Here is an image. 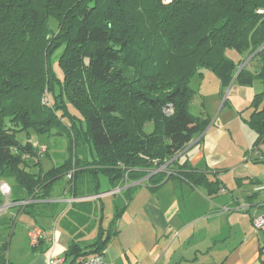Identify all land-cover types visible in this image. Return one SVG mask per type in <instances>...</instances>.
<instances>
[{"label": "trees", "instance_id": "1", "mask_svg": "<svg viewBox=\"0 0 264 264\" xmlns=\"http://www.w3.org/2000/svg\"><path fill=\"white\" fill-rule=\"evenodd\" d=\"M263 45L264 0H0V182L14 181L15 214L37 220L32 210L47 205L63 177L75 198L103 193L101 175L111 189L124 188L126 203L137 188L130 183L147 176L151 187L180 174L218 193L206 172L174 159L212 121L191 111L200 93L190 83L209 70L223 91L254 54L259 71L244 67L236 81L264 84ZM252 105L248 124L260 144L264 90ZM34 134L66 138L64 161L44 170L39 160L32 172L26 157L41 154ZM17 217L0 218V264ZM99 230L95 242L71 243L67 264L105 250L110 238Z\"/></svg>", "mask_w": 264, "mask_h": 264}, {"label": "crops", "instance_id": "2", "mask_svg": "<svg viewBox=\"0 0 264 264\" xmlns=\"http://www.w3.org/2000/svg\"><path fill=\"white\" fill-rule=\"evenodd\" d=\"M253 55L244 67L258 72L261 64L252 59ZM204 71L207 70L202 71L203 75ZM208 79L206 90L210 97L204 92L199 94L200 113L212 121L174 159L206 172L210 180L221 186L218 193L209 195L206 189L193 186L180 174L151 187L147 176L130 183L137 188L126 203L121 193L124 188L75 198L67 181L63 190L55 194L53 189L45 207L32 210L38 216L52 217L50 231L38 218L19 215L18 220L30 218L28 234L35 226L45 233L38 245H33L35 250L43 245L48 249L53 240L56 256L65 257L73 241L88 245L103 227V237L110 238L105 258L112 264H264V224L260 228L254 225L257 217L264 216V142L256 144L258 134L248 124L254 111L253 100L264 90V84L258 78L250 84L238 83L235 78L222 91L215 74ZM108 194L123 197L122 206L126 203V207L117 221L113 222V217L106 226L102 199ZM79 202L93 204L89 209ZM13 206H8L9 215L16 212ZM92 215L99 218L98 225ZM45 252L43 264H49ZM33 254L23 253L25 264H38Z\"/></svg>", "mask_w": 264, "mask_h": 264}, {"label": "rangeland", "instance_id": "3", "mask_svg": "<svg viewBox=\"0 0 264 264\" xmlns=\"http://www.w3.org/2000/svg\"><path fill=\"white\" fill-rule=\"evenodd\" d=\"M53 22H55L54 19H52ZM227 54L232 57V58H238V54L235 51H228ZM251 57V56H250ZM249 57V58H250ZM247 58L245 60V62L249 59ZM244 62V63H245ZM56 68L58 67L57 65H55ZM58 73L61 74V71L58 68ZM205 72V71H204ZM212 75L214 76V74L207 70L205 72L204 75H200L199 73L195 74L194 77L191 80V87L194 89H197L199 91V93L201 94V92H204L205 95L207 96V98L210 97L208 90H206V88L208 87V85L210 84L209 81V76ZM207 77V78H206ZM200 96H197L196 99L194 100L192 106H191V111L198 115L200 113ZM19 140L21 141H26V135L25 133H21L18 135ZM31 141L33 142L34 146H37L40 149V156L36 159V158H31V157H26V160H29V169L32 172H38L40 169V166H35L36 163H39L41 160V167L44 170H48L50 169L52 166L60 164L64 161L65 157H66V153H67V139L64 137H60V136H51V137H47V136H37V135H33L31 138ZM4 181H6L7 183H9L11 186H14V181L12 179H3ZM100 182H101V190L105 191L107 189H111L110 187V181L108 179V177L106 175H101L100 176ZM67 185V180L66 178H61L58 179L55 182L54 185V193L56 194L58 191L63 190V188ZM119 189L121 188H117L115 189V192L120 191ZM114 193V191H112ZM113 195V194H112ZM123 197L121 196H117V198H115L114 196H110L109 194L106 195V197L104 196L102 199L103 205H104V210H103V215H104V219H103V223L104 225H108L110 223V221L112 220V218L115 215V212L117 211V206H122L123 203ZM28 201V202H27ZM27 203L24 204H20V206H25L26 204H28L30 201L27 200ZM100 203V201H99ZM82 204L84 206H88V208L90 209L89 206H92L93 203L91 202H85V203H79ZM90 204V205H87ZM87 208V209H88ZM89 212V211H88ZM16 212L8 215L9 213L6 211L0 218H4L7 216H19L18 214H15ZM90 214V213H89ZM98 215V213H97ZM99 215H100V211H99ZM19 218V217H17ZM38 218V222L43 224L44 227H47L48 231H50L52 229L51 226V222H53L52 217H48L46 215H40L37 217ZM92 221L97 222L96 225L99 224V218H97V216L92 215L91 216ZM90 218V219H91ZM30 218L24 219V217H21L18 220V224L15 227V233L14 235L11 236L10 238V244H9V248L6 251V259L11 262H13L14 264H25L24 263V259L26 258V256H23V253L25 252H32L35 253L33 254L34 256H37V258L35 259L36 262L38 264H43V252H45L44 250L46 249V255L47 258L48 257H56L57 249H54L55 247V242L53 241V246L49 245V248L47 249L46 245H43L42 247H40L39 249L36 248L35 250V245L33 246L30 236L27 233V226ZM88 222V221H87ZM91 224H93V222H91ZM6 235V233H5ZM97 238H95L96 240ZM94 240V242H95ZM54 251V252H53ZM0 252V257L1 256ZM44 253V254H45ZM39 256V257H38ZM1 259V258H0Z\"/></svg>", "mask_w": 264, "mask_h": 264}, {"label": "built area", "instance_id": "4", "mask_svg": "<svg viewBox=\"0 0 264 264\" xmlns=\"http://www.w3.org/2000/svg\"><path fill=\"white\" fill-rule=\"evenodd\" d=\"M166 112L170 113V109H165ZM0 192L5 199V203L0 206V217L7 211L8 206L14 204L10 202V198L12 195V187L9 183L2 180L0 182ZM28 202V201H27ZM26 201L18 202V204L27 203ZM264 224V216L257 217L254 220V225L256 228L262 227ZM29 236L33 245H38L41 239L45 237V233L39 227L35 226L29 230ZM53 240H50V245L53 246ZM49 264H67L65 257L56 256V257H48ZM75 264H112L105 258V252L94 253L86 258L76 262Z\"/></svg>", "mask_w": 264, "mask_h": 264}, {"label": "water", "instance_id": "5", "mask_svg": "<svg viewBox=\"0 0 264 264\" xmlns=\"http://www.w3.org/2000/svg\"><path fill=\"white\" fill-rule=\"evenodd\" d=\"M263 46H264V45H263ZM246 64H247V62L244 63L243 67H244ZM243 67H242V68H243ZM242 68H241V69H242ZM241 69H240V70H241ZM240 70H239V71H240ZM235 78H236V76H235ZM235 78L233 79V82L235 81ZM113 191H114V190H113ZM107 193H108V192H107Z\"/></svg>", "mask_w": 264, "mask_h": 264}]
</instances>
